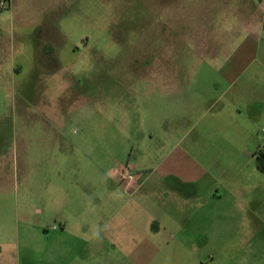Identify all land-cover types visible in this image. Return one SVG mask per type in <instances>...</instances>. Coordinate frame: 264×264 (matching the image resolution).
<instances>
[{"label":"rangeland","instance_id":"1","mask_svg":"<svg viewBox=\"0 0 264 264\" xmlns=\"http://www.w3.org/2000/svg\"><path fill=\"white\" fill-rule=\"evenodd\" d=\"M253 100L264 0H0V264H194L183 235L203 264H264ZM181 151L223 182L222 217L162 228L149 263L152 209L108 213L107 178Z\"/></svg>","mask_w":264,"mask_h":264},{"label":"crops","instance_id":"2","mask_svg":"<svg viewBox=\"0 0 264 264\" xmlns=\"http://www.w3.org/2000/svg\"><path fill=\"white\" fill-rule=\"evenodd\" d=\"M249 108L250 121L255 124L256 129H260L257 122H264V104L253 100L249 102ZM174 153L169 152L162 161L157 164H147L144 167V173L146 171L149 173L147 176L140 177L138 186L140 190L136 194L128 195L125 190V192L122 190L124 185L107 178V181L112 182L109 185L110 194L106 202L108 213L112 209L111 214L121 218L129 208L137 213L152 209V225L156 224V228L153 229L154 241L141 239L142 242H138L139 247H136L137 250L141 249L142 260L143 258L144 261L149 259V263L156 261L161 255L157 247L161 242L159 234L162 228L170 233L181 230L179 234H186L189 231L188 226L200 217V230L205 232L210 220L212 225L216 226L218 219L222 217L225 196L222 194L223 182L210 174V167L207 166L209 164L197 161L187 151H181L179 158L173 159ZM257 167L264 171L263 165L257 163ZM209 175L213 177L209 179ZM252 185L255 188L260 186V184ZM145 203H150V206H145ZM111 221L113 223V219ZM121 221L122 224L117 223L120 225L118 229L121 225H125V220L121 219ZM110 237L113 239L112 236ZM206 242V238L194 240V238L190 239L183 235L181 240L169 241L167 245L169 248L171 245L177 248L178 244L181 250H185L186 255L188 250H191L188 253L189 260H193L194 264H203L199 256L200 252L195 251L194 253L192 248L193 246L201 248ZM136 249L133 253L137 252ZM143 250L146 251L143 252Z\"/></svg>","mask_w":264,"mask_h":264},{"label":"built area","instance_id":"3","mask_svg":"<svg viewBox=\"0 0 264 264\" xmlns=\"http://www.w3.org/2000/svg\"><path fill=\"white\" fill-rule=\"evenodd\" d=\"M116 174L119 177L120 183L124 185L128 191H133L135 187L139 186L140 173L135 174V172L130 170L129 166H126L123 170H117Z\"/></svg>","mask_w":264,"mask_h":264}]
</instances>
